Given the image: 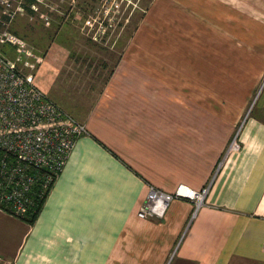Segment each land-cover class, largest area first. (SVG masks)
<instances>
[{"label": "crops", "instance_id": "0c3cea01", "mask_svg": "<svg viewBox=\"0 0 264 264\" xmlns=\"http://www.w3.org/2000/svg\"><path fill=\"white\" fill-rule=\"evenodd\" d=\"M70 102L87 134L33 224L0 212V264H264V0H152L102 91ZM178 184L203 206L138 217Z\"/></svg>", "mask_w": 264, "mask_h": 264}, {"label": "built area", "instance_id": "2783aa9c", "mask_svg": "<svg viewBox=\"0 0 264 264\" xmlns=\"http://www.w3.org/2000/svg\"><path fill=\"white\" fill-rule=\"evenodd\" d=\"M22 2L0 0V212L18 219L55 181L77 138L87 134L85 126L42 92L34 76L20 66L22 59L38 58L23 38L9 30L25 14ZM3 46L17 50L15 60L1 52ZM228 149L238 150L239 144L233 140ZM206 193L207 189L184 184L171 193L149 186L137 215L161 219L173 200L192 202L196 212Z\"/></svg>", "mask_w": 264, "mask_h": 264}, {"label": "rangeland", "instance_id": "374dc122", "mask_svg": "<svg viewBox=\"0 0 264 264\" xmlns=\"http://www.w3.org/2000/svg\"><path fill=\"white\" fill-rule=\"evenodd\" d=\"M151 4L152 0H40L33 15L18 16L9 27L31 48H40L33 49L37 60L22 59L27 64L19 65L25 74L34 76L42 92L71 115L75 112L71 97L84 94V88H91L94 94L102 91ZM51 41L64 49V63L56 76L54 68L43 61ZM1 52L10 60L17 55L11 46H3ZM234 103L250 107L248 102L246 106Z\"/></svg>", "mask_w": 264, "mask_h": 264}, {"label": "trees", "instance_id": "16d2710c", "mask_svg": "<svg viewBox=\"0 0 264 264\" xmlns=\"http://www.w3.org/2000/svg\"><path fill=\"white\" fill-rule=\"evenodd\" d=\"M22 1H23L22 7L24 8L25 13H27L29 15H33L35 13L34 7H35V5H37L36 0H22ZM106 82H107V80L103 83V86ZM53 183H54V181L51 183L49 188L47 190H45V192L41 198L34 197L32 206L27 211L25 217L21 218L20 220L26 222L29 225L34 223V221L36 220Z\"/></svg>", "mask_w": 264, "mask_h": 264}]
</instances>
